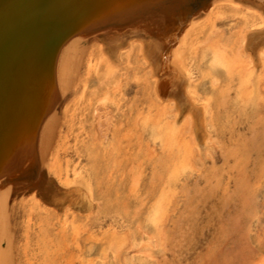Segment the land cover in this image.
<instances>
[{
    "label": "rangeland",
    "instance_id": "obj_1",
    "mask_svg": "<svg viewBox=\"0 0 264 264\" xmlns=\"http://www.w3.org/2000/svg\"><path fill=\"white\" fill-rule=\"evenodd\" d=\"M22 1L0 165L52 105L0 177V264H264V0H104L67 42L99 0Z\"/></svg>",
    "mask_w": 264,
    "mask_h": 264
},
{
    "label": "water",
    "instance_id": "obj_2",
    "mask_svg": "<svg viewBox=\"0 0 264 264\" xmlns=\"http://www.w3.org/2000/svg\"><path fill=\"white\" fill-rule=\"evenodd\" d=\"M143 1H145V0L134 1V4H137L135 6H138L139 5L141 7L149 5V4H147V5L143 4ZM189 1H191V0H184V3L185 4H188V5H185V7H182V5L184 3L181 4V7H182L181 9H176L177 7L175 8V6L174 7H170V6L163 7V6H165L164 5L165 4L164 2H161V3L157 2V3L153 4L154 6L153 5H149V6H153V8L159 9L161 12L166 11L168 14H172V13L175 14V13H178V12H189V13H191V12H196L199 9H202L204 6H208L209 3L211 2V0H195V1H191L190 3H189ZM98 2H99V5H94L93 8L87 9L85 12H83L80 15V17L77 19V21L75 23H73V25L71 26V29L67 32V35L65 37V41L66 40L68 41L71 38H73V37L76 36V34L78 33V31H79V29H80V27H81L84 19L89 14H93V16L99 15V12H101L102 10L97 11V9L98 8L99 9L102 8L105 5L106 2H104V0H99ZM162 3H164V4H162ZM110 10H111L110 7H106L104 9V11L105 12L107 11V13H110L111 12ZM4 12H6V9H5ZM2 13H3V11L1 12V14ZM47 13H48V11H47ZM0 25H1V23H0ZM18 68L20 70L19 75L22 76L23 75V66H21V67L19 66ZM21 76H20V79L19 80H23V77H21ZM55 99H53L52 103L54 102ZM51 105L49 107H51ZM46 108H47V106H44L40 110V113H39V116L37 117V119L34 118L35 119L34 120L35 122L33 123L32 127H30L29 129H27L26 131H24L21 134V136L18 137L15 140V143H14V145H13V147H12L9 155L7 157H5L6 159L4 158L5 159L4 163L2 165H0V177L9 169L10 166L13 165V163L17 160V157L21 154V152L19 151L20 150V147H21V143L22 142L28 143V142L32 141L33 137L35 136V132H36V130L38 128L37 127L38 126L37 124L39 123L40 120H42L43 116L45 115V113L48 110V108H47V110H46ZM22 137H24L25 139H22Z\"/></svg>",
    "mask_w": 264,
    "mask_h": 264
},
{
    "label": "bare ground",
    "instance_id": "obj_3",
    "mask_svg": "<svg viewBox=\"0 0 264 264\" xmlns=\"http://www.w3.org/2000/svg\"><path fill=\"white\" fill-rule=\"evenodd\" d=\"M19 1V0H18ZM9 2H10V0H9ZM14 2V1H13ZM17 2V1H16ZM21 2L23 3V1L21 0ZM24 2H25V0H24ZM18 3V2H17ZM6 4H7V2H6ZM1 5L2 4H0V9H2V11L4 12L5 11V9H6V11L8 12V11H10L9 9L11 8H9V6L7 7V6H5L4 5V8H2L3 7V5H2V7H1ZM7 7V8H6ZM19 7V6H18ZM21 10V9H20ZM20 10H19V12H20ZM1 11V10H0ZM14 12V11H13ZM16 12V11H15ZM14 14H16V13H14ZM20 15V14H19ZM23 15V14H22ZM8 16V15H7ZM12 17V16H11ZM17 17H19V16H17ZM0 18H1V16H0ZM2 20V19H1ZM5 21V20H4ZM9 21V20H8ZM12 21V20H11ZM7 22V21H6ZM10 22V21H9ZM7 25H9V23L7 24ZM12 37V36H11ZM12 39H14V38H12ZM11 39V40H12ZM6 40H7V38H6ZM1 44V43H0ZM10 44V43H9ZM6 45V44H5ZM66 50V48H62L61 50H59V54H58V58H62V56L64 55V51ZM1 57V56H0Z\"/></svg>",
    "mask_w": 264,
    "mask_h": 264
}]
</instances>
